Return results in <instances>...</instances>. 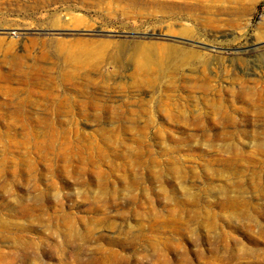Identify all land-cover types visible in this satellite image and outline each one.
I'll return each instance as SVG.
<instances>
[{
	"label": "rangeland",
	"instance_id": "374dc122",
	"mask_svg": "<svg viewBox=\"0 0 264 264\" xmlns=\"http://www.w3.org/2000/svg\"><path fill=\"white\" fill-rule=\"evenodd\" d=\"M3 36L200 58L70 77L31 49L46 73L0 81V264H264V0H0Z\"/></svg>",
	"mask_w": 264,
	"mask_h": 264
},
{
	"label": "bare ground",
	"instance_id": "6f19581e",
	"mask_svg": "<svg viewBox=\"0 0 264 264\" xmlns=\"http://www.w3.org/2000/svg\"><path fill=\"white\" fill-rule=\"evenodd\" d=\"M73 20V24L77 26L80 24L81 19L75 17ZM57 23L59 22L55 21L54 25ZM11 42L5 40L4 36L0 37V48L4 47L0 52L4 61L7 65L9 64L4 70L0 63L1 82H10L13 79L21 81L39 79L46 73L45 69L24 61L29 57L37 59V54H31V49L35 46L40 48V54L43 57L46 56V53L58 57L60 70L68 72L70 77L77 76L87 68L96 69L106 62L115 63L120 67L125 63V57L129 51L131 54L128 57L134 60L137 69L146 76L155 71L156 76L159 75L167 65L175 70L191 59L200 58L197 52L191 49H181L174 44L137 41L133 45H126L122 42L110 41L107 38H30L29 43L24 47V54L13 51ZM110 46L113 47V52L109 50ZM5 87L11 91L10 87Z\"/></svg>",
	"mask_w": 264,
	"mask_h": 264
}]
</instances>
